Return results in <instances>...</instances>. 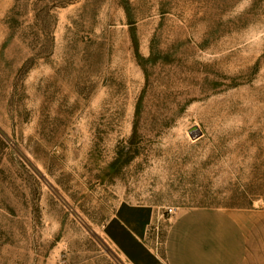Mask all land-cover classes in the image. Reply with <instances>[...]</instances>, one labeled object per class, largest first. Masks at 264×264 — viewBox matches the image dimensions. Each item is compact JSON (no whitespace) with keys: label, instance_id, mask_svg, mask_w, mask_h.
Wrapping results in <instances>:
<instances>
[{"label":"rangeland","instance_id":"obj_1","mask_svg":"<svg viewBox=\"0 0 264 264\" xmlns=\"http://www.w3.org/2000/svg\"><path fill=\"white\" fill-rule=\"evenodd\" d=\"M122 203L264 208V0H0V264H127Z\"/></svg>","mask_w":264,"mask_h":264},{"label":"crops","instance_id":"obj_2","mask_svg":"<svg viewBox=\"0 0 264 264\" xmlns=\"http://www.w3.org/2000/svg\"><path fill=\"white\" fill-rule=\"evenodd\" d=\"M154 214L149 206L122 203L105 223L127 264H264V208L176 212L157 245Z\"/></svg>","mask_w":264,"mask_h":264},{"label":"built area","instance_id":"obj_3","mask_svg":"<svg viewBox=\"0 0 264 264\" xmlns=\"http://www.w3.org/2000/svg\"><path fill=\"white\" fill-rule=\"evenodd\" d=\"M164 212L169 217L170 215H173L175 213V209L173 207H171V206H168V207L165 208ZM156 234H157V231H156ZM156 234H155V237H156ZM157 244H158V239L155 238V245H157Z\"/></svg>","mask_w":264,"mask_h":264},{"label":"water","instance_id":"obj_4","mask_svg":"<svg viewBox=\"0 0 264 264\" xmlns=\"http://www.w3.org/2000/svg\"><path fill=\"white\" fill-rule=\"evenodd\" d=\"M189 131H190V132H195V131H197V132H195L197 136H200V135L202 134L201 131L199 130V128H198L197 125H193V126H191V127L189 128Z\"/></svg>","mask_w":264,"mask_h":264},{"label":"bare ground","instance_id":"obj_5","mask_svg":"<svg viewBox=\"0 0 264 264\" xmlns=\"http://www.w3.org/2000/svg\"><path fill=\"white\" fill-rule=\"evenodd\" d=\"M107 243V242H106Z\"/></svg>","mask_w":264,"mask_h":264}]
</instances>
